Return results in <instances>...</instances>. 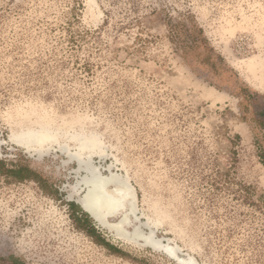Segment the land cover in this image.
<instances>
[{"label":"rangeland","instance_id":"374dc122","mask_svg":"<svg viewBox=\"0 0 264 264\" xmlns=\"http://www.w3.org/2000/svg\"><path fill=\"white\" fill-rule=\"evenodd\" d=\"M80 150L129 235L264 264V0H0V264H180L83 208Z\"/></svg>","mask_w":264,"mask_h":264},{"label":"bare ground","instance_id":"6f19581e","mask_svg":"<svg viewBox=\"0 0 264 264\" xmlns=\"http://www.w3.org/2000/svg\"><path fill=\"white\" fill-rule=\"evenodd\" d=\"M50 131L41 130L38 132L29 130V132L24 134L23 141L29 148H32L30 146L33 145H44L45 142L55 138V135ZM75 137L77 140H80L79 148L81 150L98 147V143L93 137H86L85 139L79 138V135H75ZM81 150L77 152L79 168H83L87 173L79 181V183L86 187V193L84 191V196L79 197V202L88 213L103 225L115 229L122 237H131L134 240L143 239L157 250L165 251L180 264H198L195 257L191 255L188 257L182 256L179 253L178 245L172 244L171 242L166 243L156 238L154 231L147 234L139 225H135L134 230L131 235H129L126 225L130 224L132 217L139 220L137 214L138 197L135 188L129 182L128 178L122 176L118 172L110 171L108 174L102 173L99 167L95 166L89 159H84L81 156ZM118 215L120 217L118 222L113 223L111 222L112 220L110 221V218L118 217Z\"/></svg>","mask_w":264,"mask_h":264},{"label":"trees","instance_id":"16d2710c","mask_svg":"<svg viewBox=\"0 0 264 264\" xmlns=\"http://www.w3.org/2000/svg\"><path fill=\"white\" fill-rule=\"evenodd\" d=\"M86 216H88V213L87 212H84Z\"/></svg>","mask_w":264,"mask_h":264}]
</instances>
